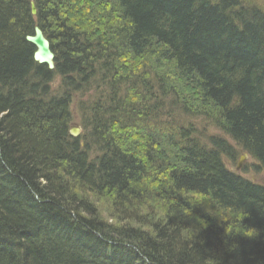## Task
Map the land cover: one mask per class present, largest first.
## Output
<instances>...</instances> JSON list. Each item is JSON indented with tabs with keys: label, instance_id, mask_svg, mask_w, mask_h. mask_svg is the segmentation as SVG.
I'll return each instance as SVG.
<instances>
[{
	"label": "trees",
	"instance_id": "trees-1",
	"mask_svg": "<svg viewBox=\"0 0 264 264\" xmlns=\"http://www.w3.org/2000/svg\"><path fill=\"white\" fill-rule=\"evenodd\" d=\"M196 117L235 147L201 143ZM239 152L264 171L256 4L0 0V264H264V186L226 166Z\"/></svg>",
	"mask_w": 264,
	"mask_h": 264
},
{
	"label": "rangeland",
	"instance_id": "rangeland-1",
	"mask_svg": "<svg viewBox=\"0 0 264 264\" xmlns=\"http://www.w3.org/2000/svg\"><path fill=\"white\" fill-rule=\"evenodd\" d=\"M214 1H216V0H214ZM245 1H249V2H251L253 4H256L259 8L264 10V0H245ZM31 15H32V13H31ZM57 84L58 83H57V80H56V83L53 85V88L55 87V89H56L57 88ZM76 113H78V111H76ZM187 121H188L189 125L192 126L194 128V130L197 132V135L202 137V139H200V142L204 141V139H206V136H209L207 134H210V135L223 137L224 139L227 140V142L231 146L235 147L233 145V142L229 138H226V137L222 136V134L216 128L212 127L210 125V123L207 120H205L204 118H201V117L190 118V119H187ZM73 126H78L80 128V130H81V133L79 134V136L73 137L74 139H77V138H79L80 136H82L84 134V131H83L82 127L80 126L79 119L77 118V115L72 119V122L70 124V127H73ZM93 153H94V151H92L91 154H90V158L89 159L91 161H93L96 158V156L98 155V153H95V154H93ZM239 154L240 155L235 160V165L233 163H231V164L228 163L229 164L228 168L231 171L239 174L241 177H243V178H245L247 180H251V181H253L255 183L264 185V171H255L253 166L256 163L254 161H252L250 158H247L245 156L242 159V162H241V165H240L241 168L239 169V171L235 170V166L238 163V160H239L240 156H242L243 153L239 152ZM225 160H226V158H224V161ZM194 201H195L196 204H199V206H201L200 203H203V201L201 199H198V198H195ZM92 204H93L94 208H96L98 213H99V219H101L103 221H106V222L110 223L111 225H115V223L112 222L113 220L111 218H109L110 217V213H109L110 207L109 206H111L109 201H107L104 198H99L98 200L94 201ZM155 204H157V203L155 202ZM160 205H161V203L158 204L159 207H160ZM210 209H213V208L210 207ZM157 210L154 208L153 212H151L149 210L148 213L146 214V216L145 215H141V214H139L138 216H145L147 219H149V217L153 213H157ZM214 212L215 211L213 210V213ZM132 214L135 215V212H133ZM122 218H124V217H122ZM131 222L132 221L127 220L128 224L131 223Z\"/></svg>",
	"mask_w": 264,
	"mask_h": 264
},
{
	"label": "water",
	"instance_id": "water-1",
	"mask_svg": "<svg viewBox=\"0 0 264 264\" xmlns=\"http://www.w3.org/2000/svg\"><path fill=\"white\" fill-rule=\"evenodd\" d=\"M30 9L32 15H35L36 10L34 7V4H30ZM25 40L27 43H29L34 49L33 53V60L39 64V65H44L46 66L49 70H53L55 65H54V59L55 56L53 52L51 51L50 44L47 40V38L44 36L43 32L41 29L37 26L33 28V35L26 36ZM80 134V130L77 127H72L69 129V135L71 137H77ZM243 159V158H241ZM241 162V160H240ZM240 162L237 165V169L240 167Z\"/></svg>",
	"mask_w": 264,
	"mask_h": 264
},
{
	"label": "bare ground",
	"instance_id": "bare-ground-1",
	"mask_svg": "<svg viewBox=\"0 0 264 264\" xmlns=\"http://www.w3.org/2000/svg\"><path fill=\"white\" fill-rule=\"evenodd\" d=\"M242 0H239V2H241ZM34 51H35V49H34ZM34 53V52H33ZM234 165H235V163H234Z\"/></svg>",
	"mask_w": 264,
	"mask_h": 264
}]
</instances>
